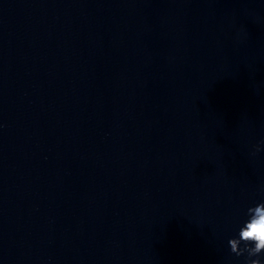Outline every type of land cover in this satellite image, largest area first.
Here are the masks:
<instances>
[{
	"label": "water",
	"instance_id": "1",
	"mask_svg": "<svg viewBox=\"0 0 264 264\" xmlns=\"http://www.w3.org/2000/svg\"><path fill=\"white\" fill-rule=\"evenodd\" d=\"M262 139L264 0H0V264H245Z\"/></svg>",
	"mask_w": 264,
	"mask_h": 264
},
{
	"label": "clouds",
	"instance_id": "2",
	"mask_svg": "<svg viewBox=\"0 0 264 264\" xmlns=\"http://www.w3.org/2000/svg\"><path fill=\"white\" fill-rule=\"evenodd\" d=\"M252 156L264 151V139L253 146ZM248 219L240 227L238 236L229 239L231 253L245 256V264H264V201L249 207Z\"/></svg>",
	"mask_w": 264,
	"mask_h": 264
}]
</instances>
